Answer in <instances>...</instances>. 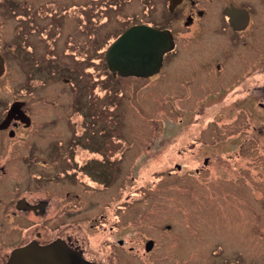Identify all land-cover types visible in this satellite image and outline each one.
Segmentation results:
<instances>
[{
    "label": "flooded vegetation",
    "instance_id": "1",
    "mask_svg": "<svg viewBox=\"0 0 264 264\" xmlns=\"http://www.w3.org/2000/svg\"><path fill=\"white\" fill-rule=\"evenodd\" d=\"M143 26L172 37L159 70L148 77L113 72L111 45ZM130 79L138 90L122 84ZM132 91L151 100L155 113L165 109L164 128L146 147L155 155L233 151L247 134L240 151L247 147L252 175L209 182L247 209L250 239L222 233L234 250L223 255L217 237L213 257L216 264H264V0H0V264L29 245L52 244L89 263H121L124 240L111 237L126 211V151L141 145L127 143L129 108L120 109ZM200 119L208 125L191 141L192 120ZM206 129L212 139L228 133L225 146L204 141ZM203 156L198 176L211 161ZM173 167L168 182L195 187L190 173L173 175L183 165ZM153 243L150 251L145 244L147 254ZM241 245L257 247L258 257Z\"/></svg>",
    "mask_w": 264,
    "mask_h": 264
},
{
    "label": "rangeland",
    "instance_id": "2",
    "mask_svg": "<svg viewBox=\"0 0 264 264\" xmlns=\"http://www.w3.org/2000/svg\"><path fill=\"white\" fill-rule=\"evenodd\" d=\"M122 84L136 87L137 90L141 85L135 79L126 80ZM112 86L114 87L112 91H117L116 84L112 83ZM146 92L144 94L147 96ZM111 104L113 106V103ZM151 105H154L153 102L144 100L140 91H132L126 105L122 104L120 107L125 111L129 108V113L126 115L127 143L132 141L135 143L136 140L141 144L140 148L136 146L126 151L127 182L124 185L125 192L120 193L122 202L123 198H126L124 202L126 206L123 209L126 211L122 214L124 219L119 225V231L111 237V241L118 238L124 240L121 249L126 255L121 259L120 264H216L213 256L217 253V237L222 240L223 255H231L234 250L232 245L222 238V233L231 239L234 236L250 239V231L246 227V218L249 217L247 209L239 204L225 201L224 195L215 193V181L209 182L218 177L230 180L234 176L252 175L247 147L240 151L241 146L246 143L247 134L244 132L243 135H238L237 147L233 151L220 149L211 152L209 148L203 147L205 152L192 151L186 154L185 159L178 156L177 151L163 150L155 155L151 151H146V147L151 143L154 133H161L166 120L162 119L164 107L155 113ZM103 106L106 109L107 104L98 105L101 111ZM221 120L220 123H223L224 120ZM101 121L102 118L99 122ZM192 122L195 125H192L193 130H190L191 141L198 135L196 133L198 130L208 125L209 119L192 120ZM156 128L158 130L154 131L153 129ZM228 136V133L222 131L212 139L209 129H206L203 140L207 139L208 144L219 141L224 147L223 141ZM176 138L181 139L180 136ZM203 155H210L211 161L206 171L198 176L194 171L196 168L204 167ZM138 159H141L140 164L131 167ZM177 162L183 165V168L180 173L173 175L179 177L190 173L193 176L189 182L195 187L187 188V181L182 178L174 179L173 183L164 178L168 172L175 171L173 164ZM172 188H175V192H171ZM228 190L230 191V188ZM112 214L111 211V225L115 224ZM168 225L171 226L170 232L167 231ZM173 227L181 234L178 238L171 232ZM218 230L223 231L218 233ZM150 240L155 242V247L147 254L145 244ZM131 248L133 250L130 252ZM238 250H246L245 253H250V256L258 257L257 247L246 249L241 245ZM256 260H254L255 264Z\"/></svg>",
    "mask_w": 264,
    "mask_h": 264
},
{
    "label": "water",
    "instance_id": "3",
    "mask_svg": "<svg viewBox=\"0 0 264 264\" xmlns=\"http://www.w3.org/2000/svg\"><path fill=\"white\" fill-rule=\"evenodd\" d=\"M173 48L167 31L135 27L120 36L108 52L110 68L121 76L148 77L159 70L163 56ZM146 243V251L153 247ZM11 264H93L59 244L46 247L29 245L15 252Z\"/></svg>",
    "mask_w": 264,
    "mask_h": 264
}]
</instances>
